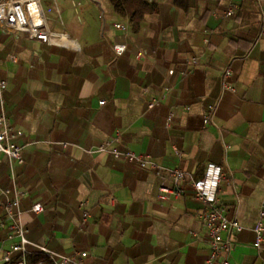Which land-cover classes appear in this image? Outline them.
<instances>
[{
	"label": "crops",
	"instance_id": "0c3cea01",
	"mask_svg": "<svg viewBox=\"0 0 264 264\" xmlns=\"http://www.w3.org/2000/svg\"><path fill=\"white\" fill-rule=\"evenodd\" d=\"M39 1L52 40L0 25V111L23 147L22 163L0 157V264L18 240L17 214L30 241L85 251L84 264H207L204 204L187 178L183 193L159 187L169 169L195 178L209 161L222 167L219 205L242 225L223 234L224 256L264 264V241L253 245L264 208V0H233L230 16V0H146L136 29L115 0Z\"/></svg>",
	"mask_w": 264,
	"mask_h": 264
},
{
	"label": "built area",
	"instance_id": "2783aa9c",
	"mask_svg": "<svg viewBox=\"0 0 264 264\" xmlns=\"http://www.w3.org/2000/svg\"><path fill=\"white\" fill-rule=\"evenodd\" d=\"M237 3L230 0L229 7L225 14L230 16L237 9ZM0 25L17 32L26 33L31 40L50 41L53 39V33L47 29L46 18L42 10L39 0H0ZM115 51L121 54L125 46H114ZM194 61L196 57L192 58ZM225 76L230 75V70L226 69ZM6 80L0 77V101L2 102V94L6 88ZM233 89L232 86H226ZM104 101L101 100L100 104ZM208 118H205V122ZM21 135V131L12 128L4 111H0V157L6 156L18 163L23 162V147L16 141ZM114 156H122L128 162H132L140 168H155L156 165L147 157L135 154L133 152H114ZM188 179L194 196L204 204L203 220L207 234L209 236L210 254L207 264H229L228 259L224 256L231 247L230 240L223 237L224 233H230L232 230L239 231L242 225L236 220L229 218L218 202L219 184L222 178V167L220 164L209 161L206 163L203 173L199 177H192L180 168H173L167 171L166 176L162 179L159 192L165 196L171 190L177 193H183L184 189L180 186L185 179ZM171 180L173 187H167L164 182ZM113 196L110 195V198ZM16 204V202H15ZM43 210L40 202L32 206V211L39 213ZM13 228L18 240L14 243L9 251L3 255L5 264L12 261V253H18V260L15 264H27L26 256L29 253L28 245L32 244L37 253L43 254L52 264H84V258L87 252H76L68 255L58 251L51 250L45 246L35 244L27 237L26 229L20 220L19 214L13 216ZM255 240L253 245L257 248L261 247L264 241V208L259 211V219L254 228ZM36 264H44L41 260Z\"/></svg>",
	"mask_w": 264,
	"mask_h": 264
},
{
	"label": "trees",
	"instance_id": "16d2710c",
	"mask_svg": "<svg viewBox=\"0 0 264 264\" xmlns=\"http://www.w3.org/2000/svg\"><path fill=\"white\" fill-rule=\"evenodd\" d=\"M115 6L119 11L121 10L122 12L128 13L134 29L139 26L143 14L148 10V3L146 0H135V2H130V0H115ZM26 259L30 262V264H36L40 260H42L45 264H50L49 262H51L41 253L28 254Z\"/></svg>",
	"mask_w": 264,
	"mask_h": 264
}]
</instances>
